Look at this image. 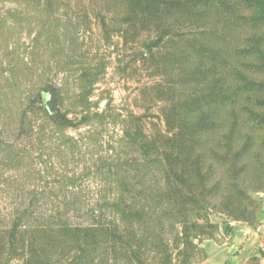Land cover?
Masks as SVG:
<instances>
[{
  "label": "trees",
  "instance_id": "16d2710c",
  "mask_svg": "<svg viewBox=\"0 0 264 264\" xmlns=\"http://www.w3.org/2000/svg\"><path fill=\"white\" fill-rule=\"evenodd\" d=\"M102 2L86 28L148 79L125 113L90 100L103 55L58 78L70 23L37 20L47 36L0 55V133L17 139L0 137V264H189L217 201L245 196L234 171L264 168V0Z\"/></svg>",
  "mask_w": 264,
  "mask_h": 264
},
{
  "label": "rangeland",
  "instance_id": "374dc122",
  "mask_svg": "<svg viewBox=\"0 0 264 264\" xmlns=\"http://www.w3.org/2000/svg\"><path fill=\"white\" fill-rule=\"evenodd\" d=\"M62 1H65V3H62L63 5L61 6L54 7L53 15L49 16V11L45 8L40 9L41 11L39 12L35 8H29L26 10L18 6L16 0H0V55L4 54L7 47H12L11 44H8L6 47L5 44L7 39H10V41L20 39L19 41L21 43L29 45L30 39L47 36L48 34L45 33L44 30L41 31L37 28V25H35L34 22L37 20H40V22L50 20V22L54 23L58 28H60V26H69L70 23L76 26L75 31L70 29L69 26V30L67 31L70 32L73 30V33L63 34V36L68 39L72 37L73 42L70 40V42H67L64 45L62 44L63 46L55 45L52 48L54 55L58 56L62 62H66L67 64L72 62L69 66H62L60 62V65L58 63V78H62L64 68H69V70H75L78 68L75 63L78 62V59L85 62L87 60L85 57L93 59L96 56L99 57L100 55H103L106 58L108 65L105 70V75L94 86L90 100H99V108L101 109L107 100L111 99L112 104L121 108L123 113H125V110L133 108V100L137 95L136 88L148 81L146 77L140 79L136 74L132 73L131 68L127 67L134 57V52L130 49L123 48L116 37L109 42L103 41L101 39L102 33L100 28L96 25H93L90 29L86 28L83 12H85V10L90 11V9H94L95 6H105L102 0ZM73 11H77L75 17H73L74 14L70 16ZM62 13H67L72 17L71 22L66 21L63 16L60 18V14ZM61 38L62 37L59 35L58 39L60 40ZM60 56L63 57L60 58ZM74 56H77V58H74ZM59 59H57V61ZM5 67L6 65L1 63L0 71L2 72V69ZM140 73L142 74L143 72L140 71ZM72 80L71 77L68 79L69 82H72ZM71 133L74 134L77 132ZM0 137L2 139L10 137V139L17 140L13 134L7 137L5 132H1ZM225 179L229 182L232 178L228 179L227 175ZM232 183L237 186V189H241L245 196L238 199V201H236L237 203H234L235 205L224 203L225 200L217 201L215 204L216 209H212L209 214V220L214 224L215 228L210 236L201 237L198 245L200 253L189 264H201L205 259V252L202 246L203 243H205L206 240L225 241L230 234L233 223L245 222L250 225H256L260 221V202L261 195L264 192V168L256 174L253 172L235 170ZM230 194L233 195L232 193ZM3 198L2 194H0V199L3 200ZM224 264H264V240L261 245L254 248L248 255L237 257Z\"/></svg>",
  "mask_w": 264,
  "mask_h": 264
},
{
  "label": "crops",
  "instance_id": "0c3cea01",
  "mask_svg": "<svg viewBox=\"0 0 264 264\" xmlns=\"http://www.w3.org/2000/svg\"><path fill=\"white\" fill-rule=\"evenodd\" d=\"M260 221L256 225L235 222L225 241L206 240L203 243L205 259L201 264H224L237 257L248 255L264 240V192L260 202Z\"/></svg>",
  "mask_w": 264,
  "mask_h": 264
}]
</instances>
